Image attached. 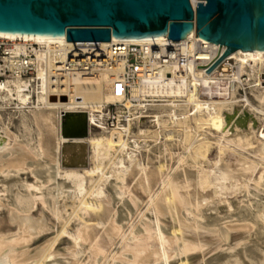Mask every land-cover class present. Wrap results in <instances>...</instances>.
Masks as SVG:
<instances>
[{"label":"bare ground","instance_id":"6f19581e","mask_svg":"<svg viewBox=\"0 0 264 264\" xmlns=\"http://www.w3.org/2000/svg\"><path fill=\"white\" fill-rule=\"evenodd\" d=\"M196 3L191 0L192 7ZM0 38L16 46L32 42L48 47L35 52L34 78L18 73L0 78V125L24 130L21 135L10 131L6 142L0 138V264H264V168L253 175L264 162V124L257 125L261 117L264 121V51L238 49L224 57V47L202 40L218 49L216 55L202 53L195 49L193 31L177 42L186 59L181 67L167 66L132 89L143 102L141 109L169 108L162 116L132 120L152 117L153 126L180 124L184 133L192 130L186 125L192 122L206 126L215 140L210 168L189 170L212 150L214 144L205 140L185 147L178 165L163 176L167 165L149 167L140 146L130 143L131 121L85 135L103 105L124 102L109 71L58 72L56 64L66 52L50 46H74L65 38ZM206 58L210 64L224 63L222 73L200 68L197 60ZM230 60L238 64L236 73L227 74ZM245 72L254 79L248 82L250 92L258 93L244 100L250 113L235 110L230 95ZM225 77L230 84L226 90L220 87ZM210 84L218 88L216 96L209 93ZM227 91L230 97L225 98ZM181 105H189V111L176 114ZM62 113H82L69 122L70 138L61 132ZM166 134L165 140H171V133ZM185 152L194 165H180ZM239 152L257 161H246ZM129 176L136 179L133 186L127 184Z\"/></svg>","mask_w":264,"mask_h":264},{"label":"water","instance_id":"95a60500","mask_svg":"<svg viewBox=\"0 0 264 264\" xmlns=\"http://www.w3.org/2000/svg\"><path fill=\"white\" fill-rule=\"evenodd\" d=\"M224 47L264 51V0H0V34L76 42H179L193 32ZM214 62L209 71L219 63Z\"/></svg>","mask_w":264,"mask_h":264},{"label":"built area","instance_id":"2783aa9c","mask_svg":"<svg viewBox=\"0 0 264 264\" xmlns=\"http://www.w3.org/2000/svg\"><path fill=\"white\" fill-rule=\"evenodd\" d=\"M99 44L76 42L71 47L50 46V50L66 52L65 59L56 64L58 72L78 71L90 75L93 70L103 69L109 71L111 80L122 88L124 102L117 104L118 106L111 105L112 107L103 105L101 111L96 112L90 121V126L94 128L103 127L110 130L133 121L132 118L139 111L137 105L142 101L133 96L132 89L137 88L145 79L156 77L161 69L170 65L181 67L186 61L180 53L178 43L168 38L159 44L117 41L105 48ZM194 46L196 51L202 53L216 55L218 51L206 46L198 37L194 40ZM43 49L48 50V47L32 42L16 46L12 41L0 38V78L17 73L22 77L31 75L35 72V52ZM197 62L205 71L212 65L209 58ZM222 65L224 63L220 62L213 70H219ZM127 102L130 107L125 105Z\"/></svg>","mask_w":264,"mask_h":264},{"label":"rangeland","instance_id":"374dc122","mask_svg":"<svg viewBox=\"0 0 264 264\" xmlns=\"http://www.w3.org/2000/svg\"><path fill=\"white\" fill-rule=\"evenodd\" d=\"M194 1L197 2V0H194ZM190 3H191V0H190ZM191 6H192V4H191ZM192 8H193V10H195L194 7H192ZM225 64H228L227 67H226L227 74L236 73L238 71L237 70L238 69V64H237V62L235 60L227 61ZM223 69H224V65L220 66V69L218 70L219 74L222 73ZM35 76H36L35 72L33 71V73L31 75H28L25 78H34ZM240 76L241 77L239 79H240L241 82L239 84L234 83L235 84V91H234L233 94L230 93L231 98L234 97V100H235V103L233 104L232 107H234L235 110H239L240 113H242V112L250 113V111L248 110V107L244 106L245 105L244 100H245V98H248L249 100H251V99L254 98V94H258V93L256 92V90H254V92H250V89H249L248 82L250 83V82L254 81L253 78H250L246 72L242 73V75H240ZM261 79L264 80V74L261 75ZM226 80H227V78L225 77V79H222L221 83H220V87H222V89H225V90L230 87L229 80L228 81H226ZM221 85H224V86H221ZM262 86H264V83L262 84ZM208 91H209L210 94H213L214 96H216L215 93H219L218 92L219 90L216 87V85H212V84L209 85ZM262 91L263 90H261V92ZM226 94L227 93H225L223 95V96H225V98L230 97L229 96V92H228V95H226ZM133 96H135V95L133 94ZM135 97L139 101H141V99L138 96H135ZM225 98L223 97V99H225ZM35 99H36L35 96H33L32 100H35ZM147 99H154V100L156 99V100H158L160 98H158V97H154V98L148 97ZM166 99H168V100H171V99L172 100H177V98H174V97H171V98L167 97ZM180 99L183 100V98H178V100H180ZM148 103H150V102H148ZM155 103L156 104H160L161 102H155ZM133 104H136V103H133ZM142 104H143V102H139L138 105H137V107L139 108V111H138L139 113L136 112L137 113V115H135L136 117L140 116V115L141 116H147V115L153 116L156 113L158 115L162 116V115H165L166 111L169 110V108H167V107H160V106L153 107L151 105H148L147 106L148 110H145V109H141L140 108V106ZM177 104H182V103H177ZM28 105L32 106L31 104H28ZM28 105H27V107H29ZM105 105H107V104H105ZM116 106H118V105H116ZM189 109H190L189 105H187V106L181 105V107L179 106L178 108H175V111H176V114H182L183 112L185 113V112L189 111ZM228 109L229 108L223 109V112H230V110H228ZM13 111H16V110H13ZM145 111H147V112H145ZM233 112H234V110L231 111V113H233ZM16 114H15V117H14L15 119L18 116V113H16ZM81 115H82V113H62V117H61V132H62L63 136H65L66 138L67 137L68 138L71 137L72 132L69 129V122H73L76 117L81 116ZM163 118H165V117H163ZM15 119H14V122H13L14 124L16 123ZM153 119L154 118H152V117H143V118H138V119H135V120L131 121V128H130V131H131L130 133L131 134L128 135V138H129V141H130L131 144H132V140H133L136 144H138L140 146L139 148H140V151L142 152V153L140 152V154L142 156L145 155L143 158H145L147 156L145 161L147 162L149 167H151L152 165H157L158 162H160L161 164L167 165V169L164 170L163 176L166 174L167 170L169 171L171 168L176 167V164L178 165L177 162L179 160L178 158L180 157L179 155H181V156L183 155L182 153H184L185 147H188L189 145H192V144H194L193 147H195V146L199 145L200 143L204 142L205 140L206 141H210V142L211 141L215 142L214 138H212V136L209 133H207V127L206 126H201L203 128L196 127V126L194 127L192 122L191 123H186V125L189 126V128H188L189 130L191 129L190 128L191 126L193 128H192L191 131H189L187 133H184L183 126L180 125V124H177L176 126H174V125H168V124H163L162 123L160 128H158L159 126H157V127H156V125L153 126L154 123L150 122ZM138 120H140V123H139ZM262 121H263V118L261 117L257 121V125L260 126V124H261V126H262V124H264V121L263 122ZM13 127H14L13 125H9V130L7 131V130L2 129V127L0 125V138L3 139V141H5V142L8 141L7 140L8 139L7 135L9 133H11V132H18L19 134L21 132H22V134L24 133V130H23L22 127L18 128L17 131H15V129ZM140 128L145 129L146 130L145 133H139L138 129H140ZM101 131H102L101 129H97V128H94V127L89 125V127H87V132H86L85 135L86 136H91L92 134H96V133L98 134ZM165 134L166 135L170 134L171 136H173L172 137L173 140L171 138V140L166 141L165 140L166 139ZM164 144L167 145V147ZM211 144H214V146L211 145ZM209 145H211V148H212V150L209 152V154H206V157L200 158L199 160L197 159L198 164H200V165H196V167L195 166H193V167L190 166L189 170H191L193 172H197V166H201L204 169H208V168L211 167V164L213 163L211 161H214V159H215V155H214L215 154V143L211 142ZM239 153H240L239 156L241 155L240 157L244 158V160H246V161H248L250 159L253 160V163H255V161H257L256 158H255L256 160H254V157L251 154L247 153V152L246 153L245 152H242V153L239 152ZM190 157H191L190 152H187L185 154V158L182 160V162L183 161L184 162L183 163L180 162V165L183 164V165H185L187 167H188V165L190 163L194 165V163H192L193 161H192V159ZM252 160L249 161V162H252ZM185 162H187V163L185 164ZM262 165L264 166V162H263ZM262 165L258 166L256 168V170L253 173V175H255L257 171H261L264 168ZM131 180H133L132 176H129L128 179H127V184L129 186H130V183H131V186H133L135 184L134 180H136V179L134 178V180H133L134 182H131ZM156 189H157L156 187H153L152 191H154ZM231 192L232 191L230 190V194H232V197H231V195H229V198H231V200H233V197H234L233 193L234 192H232V193ZM144 196H145L144 194H141V199L142 200H146L145 199L146 196L145 197Z\"/></svg>","mask_w":264,"mask_h":264}]
</instances>
